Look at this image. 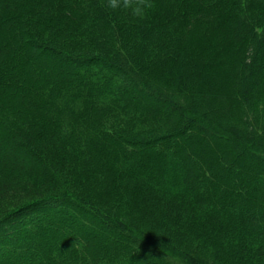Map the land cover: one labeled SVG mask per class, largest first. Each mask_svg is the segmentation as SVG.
I'll list each match as a JSON object with an SVG mask.
<instances>
[{
    "label": "trees",
    "instance_id": "16d2710c",
    "mask_svg": "<svg viewBox=\"0 0 264 264\" xmlns=\"http://www.w3.org/2000/svg\"><path fill=\"white\" fill-rule=\"evenodd\" d=\"M155 4L0 0V264H264V0Z\"/></svg>",
    "mask_w": 264,
    "mask_h": 264
},
{
    "label": "clouds",
    "instance_id": "9594fccd",
    "mask_svg": "<svg viewBox=\"0 0 264 264\" xmlns=\"http://www.w3.org/2000/svg\"><path fill=\"white\" fill-rule=\"evenodd\" d=\"M106 7L113 11L123 12L133 20H143L154 11L156 4L155 0H106ZM75 246L82 247L81 245Z\"/></svg>",
    "mask_w": 264,
    "mask_h": 264
}]
</instances>
